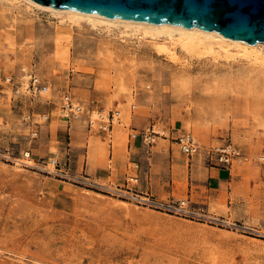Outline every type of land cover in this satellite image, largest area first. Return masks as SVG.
I'll return each instance as SVG.
<instances>
[{
    "label": "rangeland",
    "instance_id": "1",
    "mask_svg": "<svg viewBox=\"0 0 264 264\" xmlns=\"http://www.w3.org/2000/svg\"><path fill=\"white\" fill-rule=\"evenodd\" d=\"M178 54L182 62H173L149 36L0 0V264H264V65ZM30 74L49 90H29ZM65 93L85 108L72 119L84 137L69 145L74 171L78 164L88 174L87 160L106 159L113 145L129 168V154L138 155L139 188L162 200L188 197L206 215L141 205L20 162L67 122ZM99 110L105 119L121 112L111 131L89 128ZM153 125V143L129 151V136ZM182 132L198 143L193 154L179 149ZM227 144L241 154L230 166L208 152ZM222 165L234 180L217 194L209 167Z\"/></svg>",
    "mask_w": 264,
    "mask_h": 264
},
{
    "label": "water",
    "instance_id": "2",
    "mask_svg": "<svg viewBox=\"0 0 264 264\" xmlns=\"http://www.w3.org/2000/svg\"><path fill=\"white\" fill-rule=\"evenodd\" d=\"M122 19L169 22L216 30L248 43L263 42L264 0H32Z\"/></svg>",
    "mask_w": 264,
    "mask_h": 264
},
{
    "label": "built area",
    "instance_id": "3",
    "mask_svg": "<svg viewBox=\"0 0 264 264\" xmlns=\"http://www.w3.org/2000/svg\"><path fill=\"white\" fill-rule=\"evenodd\" d=\"M1 75V71H0ZM7 81L11 80V77L5 78ZM29 90L34 93L47 92L49 90V85L42 82L37 76L30 74V84L28 85ZM85 111L83 104L76 102L72 99L71 95L65 93L62 95V103L60 106V115L66 119H78ZM92 113L87 118V124L89 128L97 127L99 130L111 131L112 126L115 121H118L121 115L119 110H110L106 116L103 110L97 112V118L93 119L91 117ZM157 131L154 129V125L151 130L148 128L147 131L140 134L142 136V142L147 146L154 141V135ZM138 134L134 133L133 136L136 137ZM176 141L179 145V149L186 154H193L199 148L198 143L195 138L189 132H182L176 136ZM209 153H216V159L220 162L231 165L232 160L240 157V150L231 144L219 146L217 148H211L208 150ZM23 158H18L20 162L27 166H38L46 174H53L57 177L72 181L75 183H85V184H97L100 185L101 189L111 195H115L125 199H131L138 204L151 206L160 210H165L173 212L183 216H201L206 215L205 210H200L194 208L190 205L189 198H181L178 200H162L155 196V194L148 188H139V173H138V163L133 162V166L130 167L129 171L126 172L125 180L123 182H116L113 180H107L103 183L95 182V180L88 179V174H82V172H76L73 170L71 164V149L67 145L65 158L62 160L56 156L48 157L46 159H40L34 161L31 158L30 150L24 152ZM27 158V161H25ZM261 160L264 161V155H262Z\"/></svg>",
    "mask_w": 264,
    "mask_h": 264
},
{
    "label": "bare ground",
    "instance_id": "4",
    "mask_svg": "<svg viewBox=\"0 0 264 264\" xmlns=\"http://www.w3.org/2000/svg\"><path fill=\"white\" fill-rule=\"evenodd\" d=\"M12 1L23 3L32 9L47 10L50 14L57 15L61 21L67 20L76 25L87 23L91 27L103 26L109 31L114 28L128 36H149L153 40L155 50L159 54L168 56L173 62H182L178 54L180 51L190 59H216L220 56L234 59L236 56H242L254 63L264 65V48L261 41L251 44L244 40L224 36L216 30H207L196 25L187 27L163 21L155 23L137 19H122L80 10L59 9L38 4L32 0Z\"/></svg>",
    "mask_w": 264,
    "mask_h": 264
},
{
    "label": "crops",
    "instance_id": "5",
    "mask_svg": "<svg viewBox=\"0 0 264 264\" xmlns=\"http://www.w3.org/2000/svg\"><path fill=\"white\" fill-rule=\"evenodd\" d=\"M82 126L74 122L72 119L67 120L66 123H62L55 127V131L52 134L39 137L37 144L35 145L36 158L31 157L34 161L40 159H46L52 156L63 157L67 145L71 146L73 141L80 142L84 139L83 135L80 133ZM35 134V133H34ZM142 142V136L133 135L129 136V141L127 143V149L129 151L137 150L141 148L140 143ZM71 149V148H70ZM78 151L79 148H75ZM30 150V149H27ZM87 151V149H86ZM31 152V150H30ZM137 156L133 152L129 154L130 162H137ZM86 173H88L90 180H113L116 182H123L125 180V174L129 171L126 160L121 156V153L115 154V149L113 145H110L109 153L106 159L100 158L98 155H93L91 162L87 160L86 162ZM227 166L222 165L221 167H209V177H208V187L209 190H215L217 194H221L224 189H228L227 183H231L234 177L231 176V171H227ZM79 170V165H76V171ZM127 170V171H126ZM139 175H141L140 170H138ZM141 181V176H139ZM148 187V180L145 184ZM231 193V191H229Z\"/></svg>",
    "mask_w": 264,
    "mask_h": 264
}]
</instances>
